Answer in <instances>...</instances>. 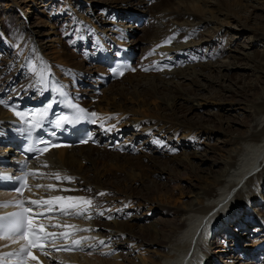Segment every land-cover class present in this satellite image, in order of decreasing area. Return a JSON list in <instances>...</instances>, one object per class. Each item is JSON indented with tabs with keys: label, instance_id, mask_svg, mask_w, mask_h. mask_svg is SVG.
Listing matches in <instances>:
<instances>
[{
	"label": "bare ground",
	"instance_id": "1",
	"mask_svg": "<svg viewBox=\"0 0 264 264\" xmlns=\"http://www.w3.org/2000/svg\"><path fill=\"white\" fill-rule=\"evenodd\" d=\"M151 1L155 4L150 5L149 0H133L131 3L125 1L121 5V7H127L135 2L134 4L143 9L146 7L147 16L150 18L149 29L146 31L143 29V33L146 37L149 36L148 42L151 37L154 38L158 35L153 9H161L165 3L176 6L183 4L185 12H188L192 7L195 14L192 13L194 16L189 14L192 17L190 20L197 24L201 21L196 15L201 14L203 9L199 6L200 4H196L197 0H186L189 5L184 0ZM175 1L183 2L175 4ZM201 1L206 2L207 0ZM222 1L225 2V0H217V5L209 7L210 16H213L214 10L219 7L227 8ZM232 2L239 6L241 0H232ZM163 7L162 10H164ZM168 7L170 9L169 5ZM159 10L158 12L161 11ZM185 12L182 10L175 12L174 16L184 15ZM229 13L230 17L237 14L233 9ZM185 17L187 19L188 16L185 15ZM230 19L236 23L232 18ZM145 22H147L146 18ZM135 27L130 28L131 35L135 34L133 33ZM140 31L142 30H136L137 33ZM216 34L221 35L220 30H217ZM242 34L247 35V38L252 39L255 43L249 46L244 43L236 45V47L233 46L234 52L228 54L227 57L229 58L228 64L201 63L198 67L200 72L195 74L198 80L185 77L184 81H187L184 85L174 82L176 78L178 80L184 78H182L184 71H174L166 75H155L158 77L157 79L143 81V83L129 81L127 86L113 89L117 84H120L118 82H122L130 76L129 72L121 76L120 80H116L112 85L114 87L110 86L105 92L101 89L103 93L98 96L92 92L86 93L89 99H84L82 98L84 92L76 91L75 95L81 96V101L96 113L95 118L101 123L99 127L105 124L111 135L117 133L118 136H125L122 133L124 129L134 126L135 134L134 136L129 135L131 137L127 140L125 136V139L116 145V148H124V154L119 151L107 152L106 143L100 148L84 145L58 148L46 154V160L42 167L45 177H49L47 182L60 185L54 191L55 194L64 197H84L92 201L91 205H85L78 201V207L72 208V213L84 210L83 215H80L79 218L72 217L71 221L75 223L74 227L79 229L81 240H83L82 246L87 250L81 255L78 253L64 255L65 257L77 255L75 259L71 258L67 264H134L133 258L126 256L122 260V255L118 253L117 255L115 250H111L113 249L111 246L120 248L119 243L122 239L117 238L118 232H129L127 237H124V243L135 244L136 241H132L131 238L136 239L139 236L138 246L143 250V253L139 254L141 258L139 264H173L178 253H182L185 257L182 256L180 261L175 264H185L187 259L188 264H215L212 261L213 258L220 262L223 261L222 264H256L258 262L262 256L258 251L251 255L250 263L243 261L241 258L243 255L249 258L252 253L246 251L239 254L238 262L228 263L223 250L220 251L219 247L223 242H226L225 240L229 236L224 233L221 235L224 240L218 241L220 223L225 218H229L233 222L237 211H241L258 197L261 198L264 185V51L258 50L259 42L264 44V31L258 33L246 29ZM230 39L233 42L236 38L230 36ZM123 44L130 47L131 43L126 41ZM255 45L258 48H253ZM134 47L137 49L136 46ZM144 51L142 53L146 54L147 51L146 53ZM65 53L58 54L56 58L61 60L63 70L69 71L70 75L74 77L72 71L77 72L79 66L71 61L70 54ZM221 54L220 50L208 54V58L212 60L210 63H216L217 56ZM176 56L173 57L176 60L182 58L180 54ZM41 58L43 57L26 55L21 71L17 74L10 73L9 68L3 69L4 71L0 75V96L5 101L11 98L22 99L24 95L32 96L38 85L37 69ZM142 59H139L137 63H144ZM52 70L56 75L59 72V69L55 67H52ZM203 70L212 72L216 81L208 79L201 72ZM98 71L100 68L95 72ZM95 72L94 70L89 72L93 73V83H97L94 79ZM242 76L252 77L255 80V85L237 80ZM82 77L84 78L83 75ZM83 78L79 80L75 77L71 86L75 88L80 84L79 81H83ZM20 81L22 82L18 83ZM62 82L67 83L65 79H62ZM213 88L219 90V96L214 99L206 98L208 103L221 105L222 113L241 109L243 114L234 118L226 117L225 121L218 120V126L213 124L208 116L196 120L187 119V115L196 113L194 104L200 103L202 99L205 100L206 92L214 90ZM133 116L137 117L133 118ZM229 123H236L235 128L230 127ZM13 124L12 116L0 107V145L2 144L0 148L3 146L5 148L0 151V160L10 151V143L6 142V138L14 132ZM3 129L6 130L3 131ZM213 136L216 139L215 142L212 139ZM202 140L208 141L202 154L191 153L186 148L188 147L187 143H201ZM95 148L101 150L96 151ZM254 150L256 152L254 156L257 154L258 157L250 158L249 156ZM136 152L138 154L133 157L131 154ZM153 154L158 157H152ZM102 155L107 157L102 158ZM203 164L206 166L202 170L200 168ZM113 166L126 175L120 173L118 176V173L112 172L109 167ZM56 174L61 179H57ZM161 174L166 176L162 183L157 181ZM186 176L190 181H186L187 185L183 188L181 183ZM65 177L72 179L67 180L64 179ZM136 180L139 182V187L133 186V184L136 185ZM145 181H150L152 189L145 186ZM103 189L114 191L116 196L107 197L104 200L98 199L95 194ZM167 190H169L168 196L165 193ZM176 191H180V195L186 199L182 204L178 203L180 200H177ZM108 199L114 202L122 201L124 205L129 203V207L130 203L138 204L145 211L141 214L142 210H135L137 214H140L139 219L148 220L154 211H158L164 220L155 222L148 228H145V225H139L138 232L132 230L131 224L103 223L101 213L104 206L107 205L105 201ZM170 199L171 205L169 204ZM247 219L250 221L252 218L247 217ZM258 220L255 221L260 224L261 221ZM212 222L210 231L219 230H214L212 236L208 237L207 228ZM193 224L195 225L193 232L189 234L188 238H185V234L192 230ZM261 224L264 225L263 222ZM96 226H104L105 229L97 231L94 229ZM107 228H111L110 232ZM257 235H260V239L257 237L255 242H262L257 248H262L264 246V231L261 230ZM85 237L87 239H84ZM10 240L12 239L0 240V246ZM100 241L104 243L101 244ZM133 248L135 247L131 245L125 250V254L130 255L129 251L133 252ZM253 248L255 249L254 245ZM110 255H114V257L106 258ZM142 255L144 256L142 257ZM232 256L235 255L232 254ZM58 260L55 262L56 264H65L61 258ZM121 260L122 262H119Z\"/></svg>",
	"mask_w": 264,
	"mask_h": 264
},
{
	"label": "rangeland",
	"instance_id": "2",
	"mask_svg": "<svg viewBox=\"0 0 264 264\" xmlns=\"http://www.w3.org/2000/svg\"><path fill=\"white\" fill-rule=\"evenodd\" d=\"M84 1H85V3H82ZM125 1H126V3H131L133 0H81V3L79 0H0V45L3 48L7 49V52H10L13 56L15 55V59L17 60V62L11 63V60H13V58L10 59V57H8V59H10V60H7V58L2 54L0 57V75H1V72L4 71L3 69H5V68H9V70H10L9 72L12 74H17V72H20L21 66L25 62L24 57L26 55L31 54L32 57L36 56L37 58L43 57L40 48L37 49L35 46L41 47L42 51L47 55V57L51 58L52 61L55 63H57L59 60L58 58H56L57 55L63 54L66 52L67 54L71 55L70 59H72L71 61L73 63L78 64V63L82 62L81 66H80L81 67L80 71L81 70L82 71L88 70V68L92 64H88V63L81 61L82 58L77 56L80 53V50L82 48L79 47V50H78V47H77V49H76V51H74V53H72L70 49L66 50V48L64 46V45H66L65 38L62 39V37L64 36L65 33H62V30L58 29L55 24L59 21H61V22L66 21V19L68 17V10H66V8H70L71 10H77L78 15H80V14L83 16L88 15L89 12H87V4L86 3H88L90 5V7H92L93 5H99V4H103V5L106 4L107 5L108 4L107 7L109 9H111L113 12L117 11V16L120 19L125 20L127 22H130L132 16L128 15L130 13L129 11H127L128 9H131V8L132 9H140L143 11H144V9L141 8L140 6L134 4L135 2H133L131 6L121 7L122 3ZM150 1L151 0H149L150 5L155 4V3L153 4L152 1L150 3ZM184 1H186V0H184ZM182 2L183 1H180V2L175 1L174 3L177 4V3H182ZM201 2H202V4H201ZM222 2L224 5H226L227 8L219 7L220 9L218 8V9L214 10L215 13L213 12V14H212L213 16H210V12L208 11L210 9L209 7L211 5H213V6L217 5L218 4L217 0H207L206 2L201 1V0H197L196 4H198V5L200 4L199 6L203 9L201 14L199 13L198 15H196L197 17H199L201 19L199 24L191 21L192 19L189 16V14H191V16H194V15H192V13L195 14L194 10L192 9L191 6H187L188 8L189 7H191V8H189L188 12H185L186 9H185V6L183 4L176 6V5H173L171 3H165V5H167L166 7H165V5H162L161 9L159 8L161 11L158 9L160 11L159 15H161V16L165 15L166 16L165 18H167V19L164 20V22L161 21V27H159V32H158V35H160V36L157 35V37H159V39L152 37V39H154L156 41L153 40L151 42V44H148L145 46L147 48L150 47V54L147 57V59H154L160 55L164 56L166 51L169 52L168 48H170L171 50H175V49L181 50L182 47L187 46V45H191V46H187L188 49L186 51L182 50V51H177V52H175V51L171 52L172 53L171 58L175 57L177 54H180V56H183V57L188 56L187 59H188V61H190L188 63H185V61H183L182 66H179V67L174 66L173 67V70L177 69L175 72L184 71L183 72L184 74L182 76V78L184 77L183 79L178 80V78H176L174 80L175 83H177V84L183 83V85L187 81V80L184 81L185 77L187 79L188 78H194V79L196 78V80H198V78L195 76V74L197 72H200V71H198L199 70L198 67L200 66L201 63H198L199 64L198 65V64H195V62H191L192 60H194L197 63V61L199 60V57L196 56V54L193 56L187 55L185 52H188L189 49L193 48L192 50L194 52H198L199 49L196 51V49H197L196 46H200L199 48H202V49L204 47H206L207 49L217 47L216 49H212L211 53H216L217 50H220V52L222 54L224 53L222 55L223 57L222 56H220V58L218 57L216 63L215 62L210 63L211 62L210 61L207 64H209V65H211V64L216 65L218 63H219V65L228 64V62H229V58H227L228 54H232L234 52V47H236V45L244 43L247 46H249V45H252L255 43L252 41V39L247 38V35L242 34V32L244 30L251 29V30L256 31L258 33H262L264 31V0H241V3L239 4V6L234 5L235 3H233L232 0H225V2L224 1H222ZM186 3H187V5H189V2L186 1ZM206 4H208L209 6ZM168 5L170 6V9H168L169 8ZM171 6H172V8H171ZM162 7L164 8V10H162ZM232 9L235 10L237 12V14H236V16L230 17L229 11L232 12ZM181 10L183 12H185L184 16L183 15L177 16L179 18L175 19L174 16H172V15H174L175 12H179ZM17 13L20 15H18ZM185 15L188 16L187 19H186ZM145 18L147 19V23H149L150 18H148L147 14H146ZM230 18H232L236 23H234ZM178 19H179V21H178ZM135 21H137V20L132 21L131 24L129 26H127V27H129V31H131V29L133 27H135V24H134ZM189 21H191V22L188 23ZM105 22H107V21H105ZM155 22H157V19H155ZM155 22H154V24H155ZM88 25H90V23ZM104 26L107 29H109L110 24L104 25ZM59 27L62 28V26H59ZM91 27L94 30L96 29L93 26V24H91ZM157 27L158 26H156L155 28H157ZM177 28H179V30H176ZM148 29H149V27H148ZM136 30H138V31L142 30L143 31L142 28L138 29L135 27L133 30V33H135V34L131 35V33L129 32L130 40H126V41H128L129 44L131 43L130 47L134 50L136 49L134 46L138 47V44H139V47H142V45H143L140 42H137L136 39H140L141 41H143V37H144L143 35H141L142 33H140V32L137 33ZM181 30H184V31H181ZM217 30H220L221 35L216 34ZM178 31L184 32V33H181L184 35L179 34L181 36H177V37H181V38H176L177 40L173 43L169 42L166 45L165 50L157 47V45H156L157 41H159L161 39H166V42H168L169 36L172 34L176 35V33ZM245 32L247 33V31H245ZM105 33H106V35H109L110 31L106 30ZM190 33H192V36L194 35L193 33H195L196 36L191 38V37H189ZM215 35H217V36H215ZM229 35L231 37L236 38L235 41L233 40V42H231ZM79 37L81 39L82 35H80ZM210 37L212 40L210 39ZM126 41H124V42H126ZM104 45H106V44H104ZM231 45H232V47L233 46L234 47L232 48ZM70 46L75 47L74 41H72L70 43ZM258 46H259V48H258ZM258 46L255 45L253 48H258L259 51H261V50L264 51V44L263 43L259 42ZM220 47H222V48H220ZM31 48H35V49L31 50ZM29 50H31V51H29ZM144 50H145L144 51L145 53H146V51L148 52V49H144ZM93 52L94 51L91 50V51H89V54L92 55ZM201 53H202V50L200 49V54ZM22 54H25V55L22 57ZM208 54H210V53H208ZM145 55L146 54L142 53V56H145ZM16 57H22V58H16ZM176 57H179V56H176ZM207 57H208V55H207ZM145 59H146V57H143L142 61ZM201 60L205 61V59H201ZM60 61L61 60H59V64L61 66V70H63V66L61 65ZM181 61H182V58H181ZM194 64H195V66H193ZM193 69H194V72H193ZM90 70H92V69H90ZM90 70L87 72L86 75H84L83 72L82 73L79 72V70H77V72L72 71V74H73V76L75 74V77L79 80H82V78H83L82 75H83L84 76L83 81H86L85 76L89 75L90 74L89 72L93 71V70L92 71H90ZM170 70H172V69H170ZM188 70H189V72H188ZM15 71H16V73H15ZM170 72L172 73L174 71L160 72L162 74L149 73V75L147 77L146 74H136L137 71H134L133 74L130 75L131 77L128 76V78H126V80H124L122 82L120 81V82H118L120 84H117V86H115V87L112 86V87H114L113 89H117L118 87L121 88L123 86H127L129 81L133 82V83L134 82L136 83L137 81L138 82L141 81L143 83V81H150L152 79H157L158 78V77H156L157 75H166L167 73H170ZM201 72L204 73V75L208 79H210L211 81H216L213 78L215 76L212 75L213 74L212 72L209 73L208 70H203ZM67 73L69 75L71 74L69 71H67ZM163 73H165V74H163ZM91 75H93V74L91 73ZM71 78H73V77L71 76ZM141 78H142V80H141ZM17 79L20 80L19 77H17ZM237 80H240V81L243 80L248 84L251 83L252 85H255V80L252 77H243L242 76V77L238 78ZM83 81H79L80 84ZM21 82L22 81H20L18 83H21ZM108 88L106 90L105 89H103V90L107 91ZM213 89L214 90H210V91L206 92V94L204 96L205 100L202 99L200 103L194 104L196 106L195 107L196 109H194V110H196V113L192 114V115H190V114L187 115V119L196 120V119H199L201 117L208 116V118H211V122H213V124L218 126V123H217L218 120L225 121L226 117L234 118L235 116L237 117L238 115L243 114V110H241V109H237V110H234L232 112L222 113L223 109L221 108V105L215 104L216 105L215 106L214 104L211 105V103H208L207 102L208 99H206V98H209V99L213 98L214 99L215 97L219 96V90L215 89V88H213ZM136 117L137 116H133V118H136ZM229 126L232 128H235L236 123L235 124L229 123ZM129 129H131L130 132H129ZM5 130L6 129H3V131H5ZM122 133L126 136V140H127V138L129 139V137L134 136V134H135L134 133V126L127 127L126 129H124V132H122ZM129 135H131V136H129ZM212 139H214L213 141L215 142L216 139L214 136L212 137ZM214 142H210V143L212 144ZM187 144H188V147H186V148H188L191 153L195 152V154L200 155L203 153V148H205V146L208 145V141L202 140L201 143H187ZM191 144H193V145H191ZM1 149H3V148H0V151H1ZM95 150L99 151L101 149L95 148ZM107 152H111V151H107ZM114 152H116V151H114ZM100 154H102V153L100 152ZM121 154H124V153H121ZM137 154H138V152H136L135 154H131V155L133 157H136ZM101 157L106 158L107 156L102 155ZM152 157H158V156L153 154ZM194 164H197V163L194 162ZM83 165H84V163H83ZM205 166L206 165L203 164V166L200 169L203 170V168H205ZM109 169L112 172L118 173L117 174L118 176H120V173L122 175H126V174H124V172H121V171L115 169L114 166L112 168L109 167ZM75 177H73V178H75ZM155 177H156V175H155ZM165 177L166 176L164 174H161V176H158L157 181L162 183L165 181ZM186 181L187 182L190 181L188 176H186L183 179V182H185V183H183V182L181 183L183 188L187 185ZM136 182H137L136 185L133 184V186L139 187L138 180H136ZM145 186L152 189V184L150 183V181H145ZM111 192L113 194L112 195L110 194V195L115 197L116 196L115 192L112 190H111ZM263 192H264V190L262 191V193ZM165 193L168 196L169 190H167ZM176 194H177V200H180L178 202L179 204H182L183 202L186 201L185 197L180 195L181 194L180 191H176ZM111 196H109L108 198H110ZM97 198L102 199V200L106 199V198H101V197H97ZM261 198L264 199V196ZM257 199H256V201H257ZM129 200H130V198H129ZM107 201H105V202L108 205L109 201H111V199H108ZM114 203H116L118 206L117 211H119V214L120 213L124 214L126 216V218H128L125 220L122 219L120 222H115V223L123 222L124 224H131L133 231L136 230L138 232V229H139L138 226L139 225H145V228H148L152 224H154L155 222L158 223L159 221L164 220L162 214H159L158 212H156L154 217H151L153 215V213L151 215H150V212L148 213V216L150 215V217H151L149 223H145L142 221V219H139L140 214H137V212H136V215H134V213H131L130 217H127V214L129 212H132L131 211L132 206L129 207V203H127L126 205H128V209H126L125 207H123L124 204L122 203V201L114 202ZM169 204L171 205V199H170ZM238 212L239 211H237V213ZM102 213H103L102 214L103 218H101V221L103 223L106 222V223L113 224L111 222L115 221V217L109 218L111 221L108 219V215L110 212L107 209L106 205L104 206ZM142 213H145V211L142 210L141 214ZM251 217H253V216H251ZM133 218H135L136 220ZM254 219L255 220L259 219L258 221H261L264 223V211L261 210V214H259V215L256 213L253 220ZM146 221H148V220H146ZM248 221H249V219L246 220V222H248ZM261 222L254 229L256 235L261 230L264 231L263 228H260V226H263V224H261ZM107 229L110 232L111 228H107ZM218 230H215V231H218ZM111 232H113V231H111ZM127 233H129V232H121V233L118 232V234H117V238L122 239L120 241L121 245L119 243V247H120L119 250H121V249L122 250H121V253H118V254L122 255V260L125 259L124 257L129 256V257L133 258L134 264H139L140 259H141L139 257L140 256L139 254H141V253H139L138 255H133L132 254L133 252L129 251V253H131L130 255L125 254V250H127V248H129L131 246V244L124 243V237H127ZM218 235H220V234L218 233ZM241 235L242 234H240L238 236H241ZM254 235H253V237H254ZM227 236H229V238L233 237L231 235H227ZM257 237L260 239V235H258ZM257 237L252 239V247L254 245L255 249L254 248L253 249H250V248L249 249H243L240 252H238L235 249L227 250L226 252L224 250L223 251L221 250L224 254L226 261H228V263H232V262L237 260L240 253H244L246 251H249L250 253L252 252L250 254V257L247 258L243 255L241 258L243 261H248L249 263L252 261L251 255L254 254L255 251H258V253L263 255L262 251L264 250V246H262V248H257L259 246V244L262 243L261 241L255 242ZM229 238H227V239H229ZM239 238H240V240H246L243 237H239ZM131 239H132V241H136L135 244H137V246L139 245V242H140L138 240V239H140L139 236L136 239H134V238H131ZM223 240L224 239H222L221 241H223ZM128 243H131V242H128ZM125 244H127V245L125 246ZM248 246H251V245H248ZM111 247L113 248L111 250L116 249L115 248L116 246H111ZM134 247H136V246H134ZM134 249L135 248H133V251H134ZM97 251L99 252L101 250H97ZM232 254L235 256L233 257ZM112 256L114 257V255H110V256H106V258H113ZM143 256L144 255H142V257ZM100 258H102V257H100ZM122 260L119 262H122ZM213 263L222 264L223 261L222 262L216 261Z\"/></svg>",
	"mask_w": 264,
	"mask_h": 264
},
{
	"label": "snow or ice",
	"instance_id": "3",
	"mask_svg": "<svg viewBox=\"0 0 264 264\" xmlns=\"http://www.w3.org/2000/svg\"><path fill=\"white\" fill-rule=\"evenodd\" d=\"M147 71V69H145ZM123 73H121L122 75ZM72 107L74 108H78V106L76 105H72ZM79 112H83V109H78ZM17 115H20V113H17ZM92 116H95L96 113H92ZM62 122H69L71 123L72 120L69 119V117L67 116H61L57 121V127H59L61 125ZM42 143H44L42 141ZM57 145H53V147H55ZM41 151H47V149H42ZM46 166V165H45ZM56 178L57 179H61V177L56 174ZM64 179L67 180H71V177H65ZM37 187H42L41 185H37ZM49 188H52V185H48ZM19 191H23V189H20ZM99 195L103 196L106 195V193H99ZM59 201H68V202H72V201H80L85 205H91L92 201L91 200H87L84 197H53L50 200H30L28 203L32 204V205H36V206H42L45 204L51 205L53 202H59ZM24 201H17L16 205L18 207H20L22 209V211L20 212H16V213H10L8 214V216L6 217H0V221H6V223L0 225V233H3L5 236L9 235V234H18L20 236H22L23 238L27 239L29 236H31L33 234L32 229H33V220L31 218V216H29L28 214L32 212L31 208L28 207H24ZM2 207H7L9 206L7 203H4L2 205H0ZM69 208H76L78 207L77 204L75 203H69L68 205ZM51 210V209H49ZM64 214H72V215H83V211H77L74 213H69L66 210H63ZM103 213H101L102 215ZM28 229V231H26L25 229ZM74 227V226H73ZM41 230H43V226H41ZM84 231H87V229H84ZM47 236H51V237H55V233H48L46 234ZM61 235H63L65 238H67V234L62 233ZM84 239H87V237H85ZM74 244H79L80 241H74ZM101 244H103V241H100ZM33 244H35L34 241L29 240V247L33 246ZM35 246L40 247L39 244H35ZM25 249H21V252H24ZM12 255L11 253H6L4 254V256H10ZM17 256L20 255V253H16ZM28 255L31 257V259H36V257L31 256V253H28ZM4 257H0V264H2Z\"/></svg>",
	"mask_w": 264,
	"mask_h": 264
}]
</instances>
